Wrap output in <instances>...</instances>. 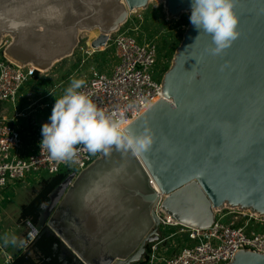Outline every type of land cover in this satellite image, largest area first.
<instances>
[{"label":"water","instance_id":"1","mask_svg":"<svg viewBox=\"0 0 264 264\" xmlns=\"http://www.w3.org/2000/svg\"><path fill=\"white\" fill-rule=\"evenodd\" d=\"M151 1L75 0L77 14L61 25L34 21L12 31L0 23V45L10 37L7 59L46 72L74 54L83 32L97 30L91 47L101 49ZM161 1L169 17L191 9L190 0ZM233 5L240 33L233 44L212 55L211 37L190 23L162 78L163 98L128 126L150 127L152 149L137 157L100 153L52 194L44 223L82 264L138 262L160 238L154 210L162 197L161 208L193 228L211 227L226 207L264 215V0ZM40 10L33 3L28 14ZM120 164L126 167L107 182L109 191L85 207L82 190ZM29 227L25 245L38 232ZM229 264H264V253L240 248Z\"/></svg>","mask_w":264,"mask_h":264},{"label":"built area","instance_id":"2","mask_svg":"<svg viewBox=\"0 0 264 264\" xmlns=\"http://www.w3.org/2000/svg\"><path fill=\"white\" fill-rule=\"evenodd\" d=\"M126 24L128 28L123 25L101 48L103 51L111 44L115 46L118 63L113 72L108 75L93 68L82 91L98 107L124 112L129 126L163 98V84L162 78L156 76L162 58L159 44L138 38L135 34L138 25L130 18ZM8 45L9 42L0 45V199L5 190L24 183L29 174L78 175L100 156L77 146L75 163L54 162L46 150L41 151V130L33 127L25 133L22 127L4 116L3 104H18L30 98L38 75L44 73L31 65L20 66L7 59L4 51ZM101 49L90 47L86 54ZM162 200L163 197L154 210L160 227L175 228L171 235L184 236V240L173 245L171 254L159 255L160 242L170 236L160 237L152 244V253L145 264H229L240 248L264 253V215L226 207L216 211L211 227L199 229L183 225L168 215L161 208Z\"/></svg>","mask_w":264,"mask_h":264},{"label":"clouds","instance_id":"3","mask_svg":"<svg viewBox=\"0 0 264 264\" xmlns=\"http://www.w3.org/2000/svg\"><path fill=\"white\" fill-rule=\"evenodd\" d=\"M33 3L41 10L30 15L28 9ZM74 3L75 0H27L23 3L21 0H0V23L12 31L31 27L34 21L61 25L67 15L77 14ZM190 4L189 22L211 37L213 46L209 52L212 55L222 53L239 37V17L234 11L233 0H190ZM85 85V79L72 78L64 94L56 98L48 122L41 127V151L46 150L54 162L75 163L77 146H83L92 155L102 153L106 157L113 151L137 157L152 149L155 141L150 127L146 126L139 133L131 131L126 114L98 107L82 91ZM125 167V164L113 166L91 180L81 192L82 204L87 207L95 199L103 198L109 191L107 182L114 180ZM3 240L5 244H24L15 235H5Z\"/></svg>","mask_w":264,"mask_h":264},{"label":"rangeland","instance_id":"4","mask_svg":"<svg viewBox=\"0 0 264 264\" xmlns=\"http://www.w3.org/2000/svg\"><path fill=\"white\" fill-rule=\"evenodd\" d=\"M169 14L170 12L166 7L165 1L153 0L146 9H139L136 12L132 11L130 15L132 22L138 25V29L135 31L138 38H146L147 40L158 43L160 46L162 58H160V68H158L156 73L158 78H163L165 72L173 65L176 50L181 44L184 34L190 27V12L185 11L178 14V16L176 14L171 17H169ZM123 27L128 28V25L126 24ZM98 35L99 32L97 30L83 32L80 37V43L72 56L57 62L51 70L38 75V79L31 89L30 98L18 104H3L5 106L4 116L9 121L15 122L18 126L22 127L25 133H28L33 127L41 130L42 125L49 120L56 98L64 94V90L68 87L72 78L86 79L89 77L93 68L110 75L113 72L114 66L118 63L114 45L111 44L105 50L102 51L101 49L93 52L91 55L86 54L87 49L91 47V42ZM3 42L4 44L6 42L10 43L11 38L6 37L3 39ZM173 44L177 46L174 53L171 54V49L174 48ZM168 49H170V53ZM33 121L36 125L32 123ZM42 176L44 174H29L23 181L24 183H16L10 189L11 193L5 192L4 196L0 199V205L8 202L9 207L7 206L8 210L6 214L9 217L7 222L12 223L11 226H15L14 216L16 217L18 215L17 223L24 227L25 233L30 231V227L27 223L23 224L20 222V209L23 204L28 203L33 198L34 190L39 188V182ZM49 206L50 202L44 206L42 220L44 225H46L44 221ZM11 226L9 224L6 228L9 234L8 236H16L17 232L10 230ZM173 229L175 228L167 226L159 228L160 237L170 236L165 242H160L159 255L171 254L173 252L171 251L173 245L184 240V236H172ZM153 243L146 244L144 255L138 262L133 264H145L148 255L152 253ZM71 254L73 253L71 252ZM77 261L79 262V260Z\"/></svg>","mask_w":264,"mask_h":264},{"label":"trees","instance_id":"5","mask_svg":"<svg viewBox=\"0 0 264 264\" xmlns=\"http://www.w3.org/2000/svg\"><path fill=\"white\" fill-rule=\"evenodd\" d=\"M176 46L173 44L171 54L176 50ZM168 50L170 53V49ZM65 179L64 173L42 176L39 188L34 190L33 198L21 206L20 222L34 225L38 228V232L32 242L14 254L9 264H81L74 259L73 254L64 246L60 238L42 223L44 207L41 205L50 202L52 194Z\"/></svg>","mask_w":264,"mask_h":264},{"label":"crops","instance_id":"6","mask_svg":"<svg viewBox=\"0 0 264 264\" xmlns=\"http://www.w3.org/2000/svg\"><path fill=\"white\" fill-rule=\"evenodd\" d=\"M5 192H10V190L7 191L5 190L2 193L3 196ZM7 206H8V202H6V204H2L0 207V264H9L13 259L14 254L20 252L22 249H24L27 246L25 244H26V235L28 231L25 233L24 227H22L17 223L18 215H16V217L14 216V224H16L15 226L14 225L11 226L12 223L7 222V219L9 217V215L6 214L9 207ZM9 224L11 226L10 230H14L15 232H17L16 236L24 241L23 245H13L11 243L8 244L4 243L3 237L5 235H9L6 229Z\"/></svg>","mask_w":264,"mask_h":264},{"label":"bare ground","instance_id":"7","mask_svg":"<svg viewBox=\"0 0 264 264\" xmlns=\"http://www.w3.org/2000/svg\"><path fill=\"white\" fill-rule=\"evenodd\" d=\"M5 38H6V37H5ZM2 42H3V41H2ZM154 182H155V181H154ZM155 183H156V182H155ZM156 186H157V188H159L157 184H156ZM226 206H228V205H226Z\"/></svg>","mask_w":264,"mask_h":264},{"label":"flooded vegetation","instance_id":"8","mask_svg":"<svg viewBox=\"0 0 264 264\" xmlns=\"http://www.w3.org/2000/svg\"><path fill=\"white\" fill-rule=\"evenodd\" d=\"M149 245V243H147Z\"/></svg>","mask_w":264,"mask_h":264}]
</instances>
